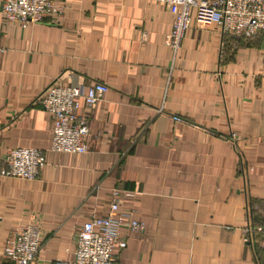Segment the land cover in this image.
Segmentation results:
<instances>
[{
	"label": "crops",
	"instance_id": "obj_1",
	"mask_svg": "<svg viewBox=\"0 0 264 264\" xmlns=\"http://www.w3.org/2000/svg\"><path fill=\"white\" fill-rule=\"evenodd\" d=\"M61 16L24 28L0 0V171L10 148H35L34 181L0 177V264L11 232L37 222L32 264L72 261L93 215L120 190L117 264H264L243 242L264 222V37L222 35L193 22L168 46L174 13L154 0H58ZM109 90L89 112L85 154L50 152L51 116L38 103L56 79ZM145 224L127 229L128 214Z\"/></svg>",
	"mask_w": 264,
	"mask_h": 264
},
{
	"label": "built area",
	"instance_id": "obj_2",
	"mask_svg": "<svg viewBox=\"0 0 264 264\" xmlns=\"http://www.w3.org/2000/svg\"><path fill=\"white\" fill-rule=\"evenodd\" d=\"M173 11V29L168 46L174 54L182 48L187 30L193 22L202 27H217L222 35L252 40L264 37V0H154ZM5 20L24 28L28 23H41L47 17L61 16L65 7L58 0H2ZM2 51V50H0ZM70 83L54 80L39 96L38 103L49 113L52 122L50 152L55 154H85L90 136L89 112L101 102L109 88L103 83L86 86L78 76H68ZM46 165L43 152L35 148H10L4 156L0 177L34 181ZM131 196L114 189L106 216H91L76 238L74 260H58L54 264H117L116 250L127 243L120 234L121 221L116 220L120 198ZM128 214L127 229L133 236L146 232L143 222ZM243 242L255 252L264 250V222L244 229ZM39 223L18 226L9 235L4 258L7 264H32L41 249Z\"/></svg>",
	"mask_w": 264,
	"mask_h": 264
},
{
	"label": "trees",
	"instance_id": "obj_3",
	"mask_svg": "<svg viewBox=\"0 0 264 264\" xmlns=\"http://www.w3.org/2000/svg\"><path fill=\"white\" fill-rule=\"evenodd\" d=\"M261 37H263V36H261ZM259 38V37H258Z\"/></svg>",
	"mask_w": 264,
	"mask_h": 264
}]
</instances>
